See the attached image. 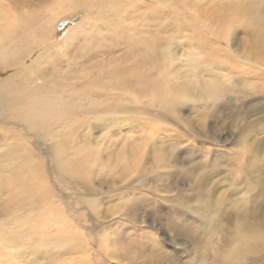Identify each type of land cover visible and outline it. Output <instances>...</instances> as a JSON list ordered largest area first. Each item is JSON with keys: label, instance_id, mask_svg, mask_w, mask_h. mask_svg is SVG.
Listing matches in <instances>:
<instances>
[{"label": "rangeland", "instance_id": "1", "mask_svg": "<svg viewBox=\"0 0 264 264\" xmlns=\"http://www.w3.org/2000/svg\"><path fill=\"white\" fill-rule=\"evenodd\" d=\"M52 4V0H0V21L5 16L16 22H23L22 17L35 16L37 29V40L32 47L25 46L28 52L23 55L21 65L8 71L0 70V83L16 73L22 74L46 47H58L52 51L55 58L50 56L42 61L17 80L13 88L19 94L35 88L43 95L59 94L63 88V94L74 95V102L70 106L65 105L71 111L70 124L58 119L53 122L62 135L70 127L73 128L74 138L69 141L72 147L69 153L73 154L74 159L82 161L80 174L87 172L89 179L94 178V191L78 190V180L52 172L47 174V178L56 195L47 204L42 206L38 201L30 203L27 200L29 204L24 205L22 201L18 202V198L7 206L0 202V222L8 226L5 232L10 233L5 235L10 243L2 245L0 241V264H52L54 261L58 264H76V258H80L82 253H72V250L77 248L79 238L88 244L86 251H90L92 258L103 260V264H154L141 258L150 257L151 252L153 257L155 250L150 251L152 242L164 243L161 229L165 226L163 222L170 218L167 214L170 208L161 201H154L149 195L139 193L115 204H102L100 200L104 189L124 186L125 183L122 177L110 176L104 168L107 174L99 177L96 167L106 163L110 145L116 143L120 147V142L138 141L146 136L140 121L154 112L155 105L151 102L154 83L161 91L191 82L198 87L213 76L208 73L211 67L215 71L214 77H223L221 82L229 87L227 98L235 104L239 105L250 95L263 90L264 68L260 65L264 66V24L261 23H264V0H76L69 19L63 20L54 29L53 17L48 13ZM221 14L225 15L215 21V17ZM222 18L232 24V47L227 45L224 48L217 44L219 41L215 35L206 33L205 26L200 25L202 21L208 24L215 22V28H220L223 22L228 23ZM38 42L42 44L37 45ZM192 46L196 47V52L200 50L202 57L212 54L209 67L194 62L196 58L190 51ZM196 64L200 69H194ZM245 64L251 70L236 74ZM137 73L151 81L147 90H139L135 84H131ZM233 75L239 80H231ZM253 76L261 78L251 79ZM138 102L140 104L135 105ZM260 102L264 110L263 99ZM123 106L131 109L134 115L129 117L126 112H120ZM180 107L193 127L202 126L209 115L205 103H184ZM242 116V121L239 119L233 129L238 130L251 120L244 114ZM110 128L114 131L112 138L107 131ZM179 129L174 128L172 132L186 134ZM222 132L225 130L220 129L215 135L221 137ZM262 136L264 134L260 132L259 137ZM99 143L105 145L100 146ZM7 153V148L0 150V156ZM80 156H85L87 160L84 162ZM9 172L7 168L0 167V177ZM85 195L92 198L91 207L81 203ZM142 199L145 201L142 210L134 213L137 225L124 222L127 220L125 214ZM262 216L264 218V207ZM196 218L188 217L187 220L192 222ZM233 219L220 218L224 231L227 228L231 232L236 230L241 220ZM49 220L55 223L52 225ZM200 220V233H192L201 242L200 264H216V260L222 257L220 238H212L211 228L205 229L206 219ZM122 224L125 228H135L137 232L123 228ZM253 224L257 227L256 222ZM212 225L216 229L220 227L219 223L215 225L212 222ZM101 226H110L109 231L121 228L127 233L126 240L133 236L134 240H138L137 248L141 247L140 243L145 246V255H131L136 262L128 256L127 260L110 256L104 260L101 253H114L104 244L106 238L105 234H101L104 232ZM263 228L264 223L259 229ZM122 245L127 246L126 243ZM262 251L263 245L257 247L254 254L240 255L241 260L237 264H254L259 259L256 254ZM193 259L194 256L191 260L186 259L184 264H196Z\"/></svg>", "mask_w": 264, "mask_h": 264}, {"label": "bare ground", "instance_id": "2", "mask_svg": "<svg viewBox=\"0 0 264 264\" xmlns=\"http://www.w3.org/2000/svg\"><path fill=\"white\" fill-rule=\"evenodd\" d=\"M52 2V7L48 9V13L53 17L52 27L54 29L57 24L69 19L71 7L76 0H52ZM223 15L225 14L215 17V21ZM22 19L23 22H16L5 16L0 21V70L8 71L12 67H19L23 55L28 52L25 50V46L32 47L37 40L36 17L32 16L25 19L22 17ZM261 23L264 24L262 21ZM200 25L205 26L206 33L215 35L219 41L216 42L217 44L224 48L227 45L232 47V24L229 20L228 23L223 22L220 28H215V22L208 24L202 21ZM192 43L194 44V42ZM38 44L42 43L38 42ZM57 48L46 47L45 51L22 74L17 75L18 73H16L0 83V135L2 136L0 150L2 148L8 149L6 155L0 156V167L10 171L7 175L0 177V202L5 206L17 198L18 202L22 201L21 204L24 205L29 204L28 201L30 203L38 201L42 206L48 201L50 202L56 195L47 178V174L52 172L59 176L68 175V177L78 180V190L80 188L86 192L94 191V178L89 179L85 170L83 171L86 174L81 175L82 161L74 159L73 154L69 153L72 148L69 141L74 138L73 128L70 127L66 134L62 135L56 128V123L53 122L58 119L70 124L68 119L71 111L67 110L65 105L70 106L74 102V95L63 94V88L59 94L45 95L35 88L31 91H25L23 94H19L17 89L13 88L17 80L41 64L42 61L53 56L52 51ZM190 51H192L191 55L196 58L194 62L209 67L208 61H210L209 57L212 54H205L202 57L200 50L196 52L194 46L191 47ZM201 67L205 69L204 66ZM260 67L264 68L263 65ZM194 69L198 70L200 66L196 64ZM213 70L211 67L208 68V73L213 76L210 77L209 81L199 84L200 87L199 85L194 87L191 82L161 91L154 83L151 102L158 109L154 106L152 115L140 121V127L143 123L150 125L148 131L144 129L142 131L143 133L146 132V136L140 137L138 141L120 142V147H117L116 143L110 145L108 148L111 151L106 158V163L96 168L99 169V177L107 174L104 173L103 168L109 172L110 176L122 177L125 187L127 186L126 182H130L140 175L153 180L152 183H145L144 180H141L131 190L132 195L134 193L149 195L154 201H158V203L161 201L165 203V206L167 204L170 208L167 213L168 216L170 215V218L180 217L191 233H200V218L206 219L205 229L211 228L210 236L212 238L219 237L221 241L219 250L222 257L216 260V264H237L241 260L240 255L254 254L257 247L264 246V228L259 229L264 223L262 216L264 207V136L259 137L260 132L264 134V110L262 103H259L264 97V88L259 93L250 95L249 99L243 100L239 105L235 104L227 98L229 87L221 82L223 77H214L215 71ZM250 70L251 68L245 64L236 74L239 75ZM232 72L235 74L234 70ZM256 73L262 75L261 72L256 71ZM230 78L231 80H239L234 75ZM133 79L131 84H135L139 90L143 88L147 90L151 83L141 73L135 74ZM20 85H22L21 82ZM134 100L138 101L139 99L134 98ZM184 103H205L207 105L209 115L202 126L193 127L184 117L183 109L180 107V104ZM139 104L138 102L135 105ZM259 105L260 108L258 109ZM120 112H126L129 117L134 115L132 110L125 106L120 109ZM242 114L251 120L244 127L238 130L233 129L239 119L242 121ZM113 128L117 127L113 126ZM174 128H181L186 134H174L175 132H172ZM220 129L225 130V132L220 133L221 137L215 135L216 131ZM161 130L165 131L168 136L175 137V139L158 137L156 133ZM107 131L112 138L113 129L110 128ZM241 133L243 136L240 147L217 150L210 146L219 145L221 142L230 145L234 138ZM158 140L159 143H157ZM99 145L104 146L105 143L103 145L99 143ZM149 152L152 153L150 163L148 162ZM184 152L189 154L183 156L177 163V158ZM198 154L204 155L205 162L212 161L210 170L194 172L193 169L196 165L186 163ZM69 156H71L70 159ZM80 157L84 162L87 160L85 156ZM66 158L68 160H64ZM175 184H182V186L175 187ZM197 188L204 192L208 200L206 202L197 200L194 204L186 203L184 198L193 194V190ZM2 198L4 201H1ZM81 203L91 207L92 198L87 195L83 200L82 197ZM192 207L198 210L193 212L191 211ZM166 210L168 209L166 208ZM220 211L223 212L222 218L230 219L229 221H233V218L241 220L235 231L232 230L231 232L228 230L229 228L224 231L220 224L221 217L217 215ZM125 216L127 220L124 222L137 225L134 214L128 213ZM193 216L197 218L192 222L187 220L188 217ZM49 221L52 225L55 223L53 220ZM212 222H215V225L219 223L220 227L214 228ZM253 222H256L257 227ZM1 223L3 222H0V241L4 245V243H10L5 237L9 232H5L8 226ZM109 227L101 226V231H104L101 234H105L104 244L114 255L101 253L104 260L107 259V256L117 257L118 260H127L129 257L133 262H136L137 260L130 256L144 254L145 246L140 243L141 247L137 248L138 240H134L133 236L130 240H126L127 233L124 230L121 231L120 228L109 231ZM122 227L125 228V225L122 224ZM72 229L75 230L74 226ZM125 229L137 232L132 227ZM138 232L141 231L138 230ZM114 236L116 237L110 239ZM111 240L112 244H110ZM124 243L127 246L122 245ZM87 247L88 244L82 238L77 239V248H74L72 253L74 251L81 252L82 257L76 258V264H93L95 262L96 264H103V260L92 258L90 251H86ZM149 256H143L141 259H144V262L154 263V258L151 257L152 252ZM50 257L54 258L52 255ZM11 259L10 257L9 260ZM58 263L54 261L52 264Z\"/></svg>", "mask_w": 264, "mask_h": 264}, {"label": "snow or ice", "instance_id": "3", "mask_svg": "<svg viewBox=\"0 0 264 264\" xmlns=\"http://www.w3.org/2000/svg\"><path fill=\"white\" fill-rule=\"evenodd\" d=\"M251 79H259L261 77L253 76L250 77ZM261 99H264L262 97ZM185 111H190V109H185ZM145 131L150 129V125L148 123H143L141 125ZM179 131H183L179 129ZM158 137L165 138V139H175V137H170L167 133L163 130L158 131L156 133ZM243 133L238 135L234 138L233 143L230 145L225 146L223 142L219 145H210L214 149L219 150L220 148L231 149L241 146V137ZM159 143V140L157 141ZM183 143V141H182ZM189 153L184 152L181 153L180 157L177 158V163H179L180 159L183 156L188 155ZM151 155L152 153L149 152L148 162H151ZM226 156V152H225ZM227 158V157H226ZM238 159V157H237ZM186 163L191 165H196L193 169L194 172L200 171H208L212 167V161L205 162V157L203 154H198L194 156L190 161ZM141 180H144L145 183H152L153 180L147 178L146 176L140 175L137 176L135 179H132L130 182H126L127 186L117 185L112 187L111 189H104L101 194L100 202L102 204H115L123 199H127L129 196L132 195V189L137 186ZM186 203H193L197 200L201 202H206L208 197L204 194V192L197 188L193 190V194L189 195L188 197L184 198ZM145 201H139L136 205L129 209V214L137 213L138 211L142 210ZM226 207V205H225ZM198 209L195 207L191 208V211L195 212ZM221 218L223 217V212L220 211L217 213ZM164 227H162V234L164 236V243L161 244L160 242H152V248L154 254V264H184L186 259H192L193 256L196 259V264H200V254H201V242L194 238L184 221L180 217H173L169 218L167 221H164ZM158 227L160 224L158 223ZM169 246V247H166ZM259 256V259L254 261V264H264V251L256 254Z\"/></svg>", "mask_w": 264, "mask_h": 264}]
</instances>
